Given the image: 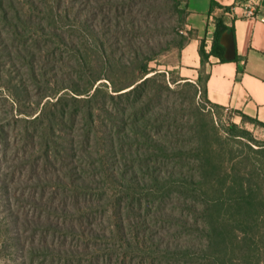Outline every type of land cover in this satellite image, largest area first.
Returning a JSON list of instances; mask_svg holds the SVG:
<instances>
[{"label": "rangeland", "instance_id": "374dc122", "mask_svg": "<svg viewBox=\"0 0 264 264\" xmlns=\"http://www.w3.org/2000/svg\"><path fill=\"white\" fill-rule=\"evenodd\" d=\"M32 1L0 21V264H264V127L182 71L174 1L106 34L101 0Z\"/></svg>", "mask_w": 264, "mask_h": 264}, {"label": "crops", "instance_id": "0c3cea01", "mask_svg": "<svg viewBox=\"0 0 264 264\" xmlns=\"http://www.w3.org/2000/svg\"><path fill=\"white\" fill-rule=\"evenodd\" d=\"M184 7L190 33L180 55L182 71L202 78L212 106L264 123V0H184ZM249 10L254 18L245 17ZM216 20L226 26L235 57L223 61L210 54L201 65L199 47L203 42L207 52L212 48ZM219 43L225 56L221 36Z\"/></svg>", "mask_w": 264, "mask_h": 264}, {"label": "trees", "instance_id": "16d2710c", "mask_svg": "<svg viewBox=\"0 0 264 264\" xmlns=\"http://www.w3.org/2000/svg\"><path fill=\"white\" fill-rule=\"evenodd\" d=\"M24 1H29L30 5H34L36 8V5L34 3V1L32 0H0V21L1 22H6V23H12L14 25H18L17 23H26L28 21H30V19H27V21L24 19V17L22 16L23 13L28 10H25L22 8L21 4L25 3ZM67 1V0H66ZM174 4H173V10L176 14H178V16L180 17V21L182 20L183 23H185V16H186V8L184 7V0H173ZM69 3V2H68ZM101 6L104 8L101 13V17L102 19L99 21V26L102 28V30L106 33H108L109 30H111L113 27H115V24H112V22H116V25H118L120 22H118V19L116 18V20H114L112 18V16L110 15V11L111 8H113V6L120 7L119 5H122V2H117V0H101ZM115 8V9H116ZM80 11V10H79ZM25 15V14H24ZM111 19V20H109ZM131 19V17L129 18H125V22L128 24L130 23L131 25L133 24L131 21H129ZM215 33L213 34V42H212V48H210V51L207 52L205 50V45L202 42L200 44L199 47V57H200V62L201 65L204 64V62L207 59V56H209L210 54L213 56L218 57L220 60L224 61V49L222 48V46L219 43V39L221 34H223V32L226 30V26L223 24V22L221 20H216L215 21ZM180 41L178 46L180 48H182L185 43L187 42V37H185L184 35H180ZM110 38H112L113 40H117L116 37L114 36H110ZM63 40L61 39L60 42H62ZM129 41H127L128 43ZM151 42V41H150ZM114 46V44H112ZM130 49H132L133 45H127ZM115 47V46H114ZM116 48V47H115ZM151 52V51H150ZM7 60V59H6ZM29 65L31 66V69L33 67L32 61L31 59L29 60ZM6 66H2L1 68H5ZM140 73L141 75L147 74L148 73V67L146 66V64H142L139 67ZM145 80L142 81V84L144 83ZM200 84L202 87V93H203V97L206 99L205 101L207 103H209L207 101L206 95H205V89H204V84L203 81L200 79ZM212 106V105H211ZM214 107V106H213ZM214 108H218V107H214ZM221 109V108H218ZM245 120H249L251 122H254L255 125L260 126V127H264V123H260L257 120H255V118H250L248 116H242Z\"/></svg>", "mask_w": 264, "mask_h": 264}, {"label": "water", "instance_id": "95a60500", "mask_svg": "<svg viewBox=\"0 0 264 264\" xmlns=\"http://www.w3.org/2000/svg\"><path fill=\"white\" fill-rule=\"evenodd\" d=\"M221 44L225 48V56H224V59H226V60L233 59V57H235L234 45H233L232 39L230 38L228 32H224L221 35Z\"/></svg>", "mask_w": 264, "mask_h": 264}, {"label": "built area", "instance_id": "2783aa9c", "mask_svg": "<svg viewBox=\"0 0 264 264\" xmlns=\"http://www.w3.org/2000/svg\"><path fill=\"white\" fill-rule=\"evenodd\" d=\"M255 11L254 10H249L246 14H245V17H247V18H254L255 17ZM223 110L224 111H226V112H232L229 108H227V107H225V108H223Z\"/></svg>", "mask_w": 264, "mask_h": 264}]
</instances>
